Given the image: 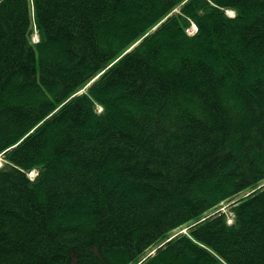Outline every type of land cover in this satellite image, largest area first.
<instances>
[{"label": "trees", "instance_id": "trees-1", "mask_svg": "<svg viewBox=\"0 0 264 264\" xmlns=\"http://www.w3.org/2000/svg\"><path fill=\"white\" fill-rule=\"evenodd\" d=\"M0 157V264H264V0H0Z\"/></svg>", "mask_w": 264, "mask_h": 264}, {"label": "rangeland", "instance_id": "rangeland-1", "mask_svg": "<svg viewBox=\"0 0 264 264\" xmlns=\"http://www.w3.org/2000/svg\"><path fill=\"white\" fill-rule=\"evenodd\" d=\"M177 11V9L175 10V11H173V12H176ZM226 15H228V16H230V17H233V16H235V14L234 13H228V11L226 12ZM191 26L188 28V35H191V33L193 34V33H195V27H194V23H191L190 24ZM196 26V25H195ZM32 42H37V35H35V33L33 34V36H32ZM134 46H132L130 49H132ZM96 110L99 112V111H101L100 110V108H99V110H98V107L96 108ZM1 162H2V158L0 157V166H1ZM34 176V175H33ZM31 174H30V177H33ZM248 194V192H242V193H240V194H238V195H236V196H234L232 199H230V200H226V201H223V202H221L220 204H219V207H218V212H221V213H224L226 216H228L227 217V221L229 220V222L231 221V222H234V215L232 214V213H229V211H230V209H231V206L234 204V205H236V201L237 200H239V199H241V197H243L244 195H247ZM217 207V206H216ZM179 231H175V232H172L171 233V235H173V234H175V233H178ZM186 232V230L185 229H182L181 231H180V233H185ZM177 235V234H176ZM174 237V236H173ZM155 252V250H152V251H150V253L149 254H147L148 256H150V255H152L153 253Z\"/></svg>", "mask_w": 264, "mask_h": 264}, {"label": "bare ground", "instance_id": "bare-ground-1", "mask_svg": "<svg viewBox=\"0 0 264 264\" xmlns=\"http://www.w3.org/2000/svg\"><path fill=\"white\" fill-rule=\"evenodd\" d=\"M228 13H234V12H232V11H228ZM233 17H234V16H233ZM195 29H196V28H195ZM195 31H196V30H195ZM193 34H194V33H193ZM193 34L191 33V35H193ZM37 40H38V36H37ZM99 108H100V107L98 106V110H99ZM100 110H101V108H100ZM99 112H100V111H99ZM31 175H32V176L35 175V171L32 172ZM33 177H34V176H33ZM233 223H234V222H231V221L229 222V220L227 221V224H228V225H231V224H233Z\"/></svg>", "mask_w": 264, "mask_h": 264}]
</instances>
